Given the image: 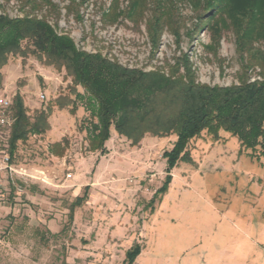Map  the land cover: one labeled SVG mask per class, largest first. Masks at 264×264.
I'll return each mask as SVG.
<instances>
[{"label":"rangeland","instance_id":"1","mask_svg":"<svg viewBox=\"0 0 264 264\" xmlns=\"http://www.w3.org/2000/svg\"><path fill=\"white\" fill-rule=\"evenodd\" d=\"M232 2L242 6L244 0ZM155 8L147 0L131 22L129 0H0V15L44 20L77 49L124 68L165 71L185 54L198 82H238L244 70L229 18L211 35L197 19L201 10L170 0L164 5L169 26L153 49L147 21ZM21 47L0 69V95L18 94L31 120L49 109L48 129L17 143L14 172L3 176L0 264H124L136 245L142 250L134 264H248L233 257L251 224L261 228L264 264V158L239 151L227 133L220 131L215 141L203 132L187 147L191 163H177L167 193L150 205L166 179L163 153L175 135L147 134L133 146L111 127L104 153L90 152L88 130L96 120L85 91L63 67L32 54L27 41ZM253 48L264 53V42ZM250 61L247 75L259 79L260 69ZM0 152L8 154L1 129ZM84 188L87 201L69 224V206Z\"/></svg>","mask_w":264,"mask_h":264},{"label":"trees","instance_id":"2","mask_svg":"<svg viewBox=\"0 0 264 264\" xmlns=\"http://www.w3.org/2000/svg\"><path fill=\"white\" fill-rule=\"evenodd\" d=\"M153 1L157 12L147 21V29L154 49L164 27L169 26V13L164 5L170 0ZM181 1L201 10L197 19L211 35L219 34L225 27V16L232 21L237 53L244 70L236 84L222 87L198 82L185 54L174 58L171 64H165V71L127 69L100 54L77 49L71 39L57 35L44 20L11 19L0 15V69L8 56L21 53L23 41L31 46L32 54L42 55L51 65L63 67L73 84L85 91L90 117L96 120L88 130L90 152L104 153L111 127L133 146L147 134L157 138L175 135L171 149L163 153L166 179L150 205L154 201L160 202L167 193L171 171L177 163H191L187 147L203 132L215 141L220 131L227 133L237 139L239 151H250L257 161L264 158V53L253 48L254 43L264 42V0H244L242 6L235 5L233 0ZM146 2L129 0L127 19L135 22L137 12ZM174 35L178 39V33ZM250 58L260 69L259 79L250 80L247 75L252 66ZM75 98L83 100V96L76 93ZM11 101L14 123L10 128H0L7 137L10 159L18 142L26 141L30 135L45 133L49 111L41 110L31 120L18 94ZM261 166L264 170V162ZM86 190L84 188L83 195L70 204L69 224L73 223L75 209L87 201ZM141 250L137 245L131 247L125 253L123 263L134 264Z\"/></svg>","mask_w":264,"mask_h":264},{"label":"crops","instance_id":"3","mask_svg":"<svg viewBox=\"0 0 264 264\" xmlns=\"http://www.w3.org/2000/svg\"><path fill=\"white\" fill-rule=\"evenodd\" d=\"M1 194V191H0ZM0 200H2V196L0 195ZM256 225L251 224V227H253L248 233L249 235H243V241L240 242L241 246L236 247L235 252L236 255L233 257L234 260H238L240 263V260H245L248 264H262L263 260V243H262V232L260 229H255ZM140 256V255H139ZM138 256V257H139ZM137 257V258H138ZM252 261V263H251ZM241 264V263H240Z\"/></svg>","mask_w":264,"mask_h":264},{"label":"built area","instance_id":"4","mask_svg":"<svg viewBox=\"0 0 264 264\" xmlns=\"http://www.w3.org/2000/svg\"><path fill=\"white\" fill-rule=\"evenodd\" d=\"M40 99L43 100L44 96L41 95ZM11 97L0 95V128H10L14 119L11 116L10 108H11ZM14 172L11 167V159L9 154L5 152H0V191L3 189V176L4 174H9ZM70 177V175H68Z\"/></svg>","mask_w":264,"mask_h":264}]
</instances>
